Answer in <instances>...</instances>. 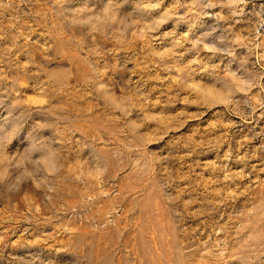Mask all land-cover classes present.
<instances>
[{"label": "rangeland", "instance_id": "rangeland-1", "mask_svg": "<svg viewBox=\"0 0 264 264\" xmlns=\"http://www.w3.org/2000/svg\"><path fill=\"white\" fill-rule=\"evenodd\" d=\"M208 2L117 0V38L4 0L0 111L52 121L62 156L54 192L0 184V264H264V0Z\"/></svg>", "mask_w": 264, "mask_h": 264}, {"label": "clouds", "instance_id": "clouds-1", "mask_svg": "<svg viewBox=\"0 0 264 264\" xmlns=\"http://www.w3.org/2000/svg\"><path fill=\"white\" fill-rule=\"evenodd\" d=\"M249 0H225L222 5L209 2L205 8L217 6L231 8L233 17L245 14ZM117 0H73V7H66V21L69 27L85 28L87 32L105 36L109 28L118 33L117 38H124L130 30L136 28L137 21L126 19L132 13L123 12L121 3L114 13L108 14L109 7ZM0 6H6L0 0ZM260 8L264 9V5ZM79 12V16H77ZM259 27L256 28L257 38L264 28V13L257 10ZM239 22V21H238ZM216 51L215 48L209 49ZM107 85L98 84L97 90L106 89ZM2 107V106H0ZM52 121L36 118L23 110L0 111V184L8 191H18L25 181H31L37 186L54 192L52 179L61 170L62 149L57 144L55 132L51 130ZM43 125L37 128L36 125ZM95 157H93V160ZM106 172V168H98Z\"/></svg>", "mask_w": 264, "mask_h": 264}]
</instances>
